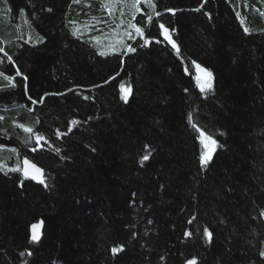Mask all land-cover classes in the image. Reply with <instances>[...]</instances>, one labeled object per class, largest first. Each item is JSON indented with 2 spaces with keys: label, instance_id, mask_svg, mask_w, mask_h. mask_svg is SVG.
Here are the masks:
<instances>
[{
  "label": "trees",
  "instance_id": "obj_1",
  "mask_svg": "<svg viewBox=\"0 0 264 264\" xmlns=\"http://www.w3.org/2000/svg\"><path fill=\"white\" fill-rule=\"evenodd\" d=\"M131 2L0 0V264H264V0Z\"/></svg>",
  "mask_w": 264,
  "mask_h": 264
},
{
  "label": "snow or ice",
  "instance_id": "obj_2",
  "mask_svg": "<svg viewBox=\"0 0 264 264\" xmlns=\"http://www.w3.org/2000/svg\"><path fill=\"white\" fill-rule=\"evenodd\" d=\"M74 2L79 3L80 0H74ZM115 2H117V0H112V4H114ZM139 2V0H132V2L130 4H128L129 7L131 8H136V4ZM149 6H152V0H148ZM4 4L5 6H7V0H4ZM112 4H103L102 6H106L109 7V10L111 11L112 9ZM138 10V9H137ZM199 10V9H197ZM48 11H51V9H48ZM166 11L168 12H172L173 14H175V10L174 9H167ZM21 12H23V10H21ZM157 17H159L161 14L160 13H156L155 14ZM133 18H134V14H133ZM153 21V18L151 16L148 17V23L151 24ZM75 23V22H73ZM121 23H124L123 20H121ZM117 27H119V25H117ZM128 27L131 29H134L135 32L141 36L144 35V31L140 26H137L136 24L132 23L131 21L128 22ZM159 27L161 29H163L161 35L164 37L165 40H167L173 49H176L177 52H179V49L177 47V44L175 43V41L172 40L171 38V33L169 31V28L165 27V25L163 23H160ZM171 31H175V29H172ZM245 32H248L249 29L245 28L244 29ZM76 34L75 29L73 30V35ZM126 34L131 38V33L130 32H126ZM41 40L43 39L42 37L40 38ZM39 42V41H37ZM157 43H160V41H156ZM149 41L147 39H145V44H148ZM0 51H3V49H0ZM136 51V48L128 46L127 47V52L125 54L128 53H134ZM100 55H106L107 53L105 52H100ZM9 60H11V57H9ZM3 62L0 61V64H2ZM192 65L195 67V69L197 70V75L195 77L196 82L198 87L200 88L201 92H205V91H210L212 89V72L208 71L206 68L201 67L200 64L196 63L195 61L192 62ZM188 69H186L187 71ZM17 74L19 75V71L17 72ZM203 74V76L201 75ZM3 75V72L0 71V76ZM6 80L8 81H12L14 79V77H5ZM25 81L27 80V77H24ZM13 87H15V85H12ZM122 90H124L123 85H121ZM69 91H72L71 89H69ZM125 91V96L123 97L125 100L127 99V93L130 92V88ZM185 91H187V89H185ZM48 95V94H45ZM60 95H63V93H61ZM43 100V98H41V101ZM36 101H33V103H35ZM0 119H3V117H0ZM188 120L189 123L192 124V127L196 129V131L199 133V137L198 139H200L202 145L204 146V150L202 151L199 159H200V165L202 168H206L209 164V162L213 159V153L215 152L216 148L219 146L217 141L215 139L212 138V136L207 135L205 133V131L201 130L200 128H198L196 126L195 123H193V117L192 114L189 113L188 115ZM75 123V121H74ZM21 127H23V125H21ZM25 132L28 133H32L33 129L31 127L28 128H24ZM44 139V137L42 135L36 134V142L39 145V142ZM147 147V146H146ZM36 149L34 148L33 151H35ZM94 150V149H93ZM13 151H15V149H13ZM57 152H59V149H56ZM149 159V155H144L141 158V164H143L145 161H147ZM24 167L21 168L19 166L10 169L9 171H13V172H19L22 171L24 173V176L27 178L29 176H31L32 179H38V182L43 184L45 187H48L47 184V179L45 178V175L43 173V169L40 167H37V165L35 163H32L31 161H29L28 159H25L23 161ZM22 183V182H21ZM135 194L133 193V196ZM261 216H264V212H261ZM189 223H192V221H189ZM42 224V221L39 223H34L31 225V229H32V235H31V240L32 241H38L40 239V234L38 233L37 229L40 228ZM203 234L205 237H207V239L209 240V242H211V240L213 239V235L212 233L205 228L203 230ZM191 233L190 232H185V236H190ZM111 251L113 252V254H116L119 251H122V247H114L111 249ZM260 257L264 258V250H261L259 252ZM186 264H196V259L192 258L186 261Z\"/></svg>",
  "mask_w": 264,
  "mask_h": 264
},
{
  "label": "water",
  "instance_id": "obj_3",
  "mask_svg": "<svg viewBox=\"0 0 264 264\" xmlns=\"http://www.w3.org/2000/svg\"><path fill=\"white\" fill-rule=\"evenodd\" d=\"M24 161V160H23ZM24 167V164L22 163V168ZM29 177H31V176H29ZM41 229H42V225L40 226V228L39 229H37V231H38V233L40 234V236H41ZM30 235H32V229H31V227H30Z\"/></svg>",
  "mask_w": 264,
  "mask_h": 264
},
{
  "label": "rangeland",
  "instance_id": "obj_4",
  "mask_svg": "<svg viewBox=\"0 0 264 264\" xmlns=\"http://www.w3.org/2000/svg\"><path fill=\"white\" fill-rule=\"evenodd\" d=\"M197 75V73H196ZM203 76V74H201ZM204 150V146L201 144V152Z\"/></svg>",
  "mask_w": 264,
  "mask_h": 264
}]
</instances>
